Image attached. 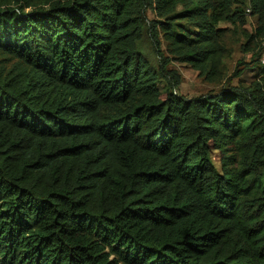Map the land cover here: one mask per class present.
Here are the masks:
<instances>
[{"label":"trees","instance_id":"trees-1","mask_svg":"<svg viewBox=\"0 0 264 264\" xmlns=\"http://www.w3.org/2000/svg\"><path fill=\"white\" fill-rule=\"evenodd\" d=\"M149 1L0 5L25 67L0 68V264H264V93L161 92L137 50ZM151 2L199 6L192 31L153 25L198 66L233 3L264 33V0Z\"/></svg>","mask_w":264,"mask_h":264},{"label":"rangeland","instance_id":"rangeland-1","mask_svg":"<svg viewBox=\"0 0 264 264\" xmlns=\"http://www.w3.org/2000/svg\"><path fill=\"white\" fill-rule=\"evenodd\" d=\"M53 0H31L35 7H47ZM235 1V0H234ZM26 0H0L1 7L24 5ZM193 5H177L171 13L163 15L155 9L151 0L142 18V32L137 40V50L155 73L161 92L172 90L187 97L200 94H216L222 88H235L254 93L259 98L264 93V33L258 32L261 25L259 14L253 12L250 3L235 2L230 8V17L216 24L218 54L204 66H198L185 58L184 50L177 48L161 31H155L157 21H171L179 28L192 31L200 22V16L186 13ZM211 10H208L210 15ZM0 68L7 73L25 69L11 55L0 51ZM263 92V93H262ZM213 161L219 165L220 154L213 152Z\"/></svg>","mask_w":264,"mask_h":264}]
</instances>
